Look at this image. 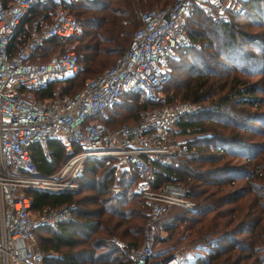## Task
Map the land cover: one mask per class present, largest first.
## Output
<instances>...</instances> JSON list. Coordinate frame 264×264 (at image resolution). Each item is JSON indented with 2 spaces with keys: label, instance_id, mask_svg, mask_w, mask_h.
<instances>
[{
  "label": "trees",
  "instance_id": "obj_1",
  "mask_svg": "<svg viewBox=\"0 0 264 264\" xmlns=\"http://www.w3.org/2000/svg\"><path fill=\"white\" fill-rule=\"evenodd\" d=\"M162 1L168 0H70L63 5L70 14L92 13L81 34L66 40H49L37 55L46 60L77 36L75 53L83 65L79 74H96L101 66H94L95 63L120 55L124 43L139 26L140 14L150 8L139 10ZM238 4L240 10L230 14L229 22L217 25L221 33L212 32L202 40L194 64L187 62L192 59L189 49L180 53L178 62L185 56L188 59L183 64L190 63L186 66L189 78L177 80L170 75L161 87L168 103L175 102V96L179 95L181 101L193 104L194 109L179 117L171 132L174 140L187 139V150L172 157L170 163L155 160L157 182L182 184L197 207L191 211L172 207L157 221L156 227L166 217L157 228L163 235L157 234L155 239L156 246L165 244L166 249L157 252L154 248L155 263L167 259L186 241L194 245L195 255L188 261L179 260L178 264H264V0H239ZM46 9L53 10L54 6L31 9L22 24H28ZM199 9L194 7L191 12ZM236 18H240L238 22L247 19L252 28L259 30L251 33L241 28L238 22L234 23ZM247 48L253 51L249 50V54ZM71 78L64 79L69 86L74 84ZM53 85L38 92L37 97H52ZM135 93L129 94L132 100L126 108L132 116L123 114L118 123L109 119L110 127L128 119L129 123L135 122L142 111L155 106L141 93ZM125 97L111 110L110 118L121 109ZM140 97L142 101L137 102ZM48 145L50 164L45 162L39 146H32L40 174L55 171L66 158L59 142L49 140ZM107 158L112 160V157L87 160L79 185L83 174L97 178V171ZM111 172L109 167L106 173L109 175L103 176L102 181L88 183L86 189L95 194L81 198L77 192L26 190L33 212L75 205L70 220L35 228L44 264H128V249L141 243L149 207L138 193L129 190L131 182L121 184L124 193L113 196L108 191ZM112 237L124 243V247L119 248L111 241Z\"/></svg>",
  "mask_w": 264,
  "mask_h": 264
},
{
  "label": "built area",
  "instance_id": "obj_2",
  "mask_svg": "<svg viewBox=\"0 0 264 264\" xmlns=\"http://www.w3.org/2000/svg\"><path fill=\"white\" fill-rule=\"evenodd\" d=\"M69 1L0 0V264H44L35 228L70 220L75 206L33 212L26 190L76 192L85 162L99 157L135 169L137 193L149 207L142 241L128 249V264H161L152 262L157 221L172 207H197L182 184L157 182L155 160L166 164L187 150V139L174 140L171 132L174 122L194 109L187 101L168 103L161 87L170 77L168 64L192 45L183 19L194 7L207 9L224 1L237 8L239 0H173L147 9L125 52L109 68L72 95L40 99L38 92L83 70L71 49L43 61L37 55L45 42L79 33V21L63 7ZM51 5L53 10L22 24L31 9ZM135 92L155 106L142 111L135 122L110 127L111 110ZM49 140L59 142L66 158L55 171L40 174L32 146L38 145L50 164ZM121 191L113 188L111 194L119 196ZM114 243L122 246L118 240ZM167 259L165 264H178L176 252Z\"/></svg>",
  "mask_w": 264,
  "mask_h": 264
},
{
  "label": "rangeland",
  "instance_id": "obj_3",
  "mask_svg": "<svg viewBox=\"0 0 264 264\" xmlns=\"http://www.w3.org/2000/svg\"><path fill=\"white\" fill-rule=\"evenodd\" d=\"M86 2H88L89 0H85ZM164 3H160V4H154L151 6H147V7H143L141 8L139 11H142L144 9L147 8H157L160 6H166L169 5L171 2H173V0H168L166 3L165 1H162ZM200 8L199 10H194L193 12H190L186 18L183 19V24H184V29L186 30L187 34L190 36H192L193 40L191 39V46L188 48L189 51L192 55V59L189 58L190 60L187 62H191L194 64L196 62V60L194 59L195 54L200 50V47L202 46V40H204L206 37L211 36L212 32H215V34L219 35L221 33L220 28L217 27V25L221 24L222 21L228 20L229 22V16L232 12H237L236 10L239 9V6L236 8L228 6V3L226 2H220L217 5L214 6H209L207 7V9H202ZM240 10V9H239ZM73 13V12H72ZM75 15V17L80 21V31L77 34V36H79L82 32V28L84 23H86V20L88 18V16H90L92 13L89 12H82L80 14H76L73 13ZM71 14V15H73ZM99 16V13H97ZM240 18H236L234 23L237 24V22L239 21ZM239 25H241V28H245L247 29L249 32L254 33L256 31H258V28H252L250 22L247 19H242L240 22H238ZM238 26V25H237ZM215 27V31H212V29H214ZM240 28V27H239ZM132 31L134 30V28L131 29ZM75 36V38L77 37ZM75 38L71 39L69 42H66L65 44H62L59 48L60 50L63 49H71L73 51H75V46L77 44V41L75 40ZM131 38L130 37L127 39V42L124 43V48L122 50V52L120 53V55H115V56H111L110 58H108L107 62H101V63H95L94 66H101V68L99 69V71L96 73L98 74L99 72L103 71L104 69L109 68L114 61L116 60V58L119 56H121L123 54V52H125L126 48L128 47V43L129 40ZM250 51H253L250 48H247L248 53L250 54ZM187 57H183V59L181 60V62L177 61L178 63H172V64H168V71L170 72V75L177 80H184L186 78H189L190 74L187 75V69L186 66H188L187 63L186 65L183 64V62L185 60H187ZM185 66V67H184ZM96 74H89V73H83V74H77L75 76H73L71 79H74V84L69 86L67 83L62 82V83H58L53 85V96L57 95V94H71L74 93L75 91L79 90L82 85L89 79H91L94 75ZM170 78V77H169ZM168 78V79H169ZM172 78V79H173ZM183 78V79H181ZM161 92H163L161 90ZM164 93V92H163ZM165 94V93H164ZM131 96H127L125 97V101L124 104L122 105L123 107H125V109L121 106V111L124 112L119 113L121 116H124L123 114H127L126 116H132L131 112H127V104L131 102L132 98H130ZM180 96L176 95L175 96V101H181L180 100ZM134 100V98H133ZM138 101H142V98L140 97ZM131 120H124L123 124H127L129 123ZM187 138H192L191 137H187ZM173 159V158H172ZM169 161V163L171 162V160ZM109 167H112V172L110 174H112L110 176V181L108 184V191L111 193V189L113 188H120L122 191L120 194H122V192L124 193V187L121 186V184L124 185H128L130 182L131 184L129 185V190L131 192H136V184L138 182V177L135 171H133L131 168H127L125 167V164L123 162L118 161L115 158H112V160H106V162H104V165H102V167L97 171V178L94 177H90L87 174H83V176L81 177V185H79L78 190L76 191L79 194V197H84V196H88V195H94L95 191L93 190H88L86 189V185L88 183H92L94 184V182L96 184H98L100 181H102L103 176L107 177L109 174L107 173V170ZM85 182V183H84ZM79 183V182H78ZM166 220V217H164L161 222L158 224L159 225ZM160 230L158 229L157 234H159ZM160 235V234H159ZM163 235V234H161ZM140 239V237H138ZM194 245L191 244H187V242H182L178 248H176L174 251H172L170 254L172 253H177V256L180 260V262H182V260H191L192 257L195 255V251L192 250ZM156 251L159 252L160 250L166 249V245L165 244H157V246L155 247ZM179 263V261H178Z\"/></svg>",
  "mask_w": 264,
  "mask_h": 264
},
{
  "label": "crops",
  "instance_id": "obj_4",
  "mask_svg": "<svg viewBox=\"0 0 264 264\" xmlns=\"http://www.w3.org/2000/svg\"><path fill=\"white\" fill-rule=\"evenodd\" d=\"M35 14H36V13H35ZM188 48H189V47H188ZM188 48H187V49H188ZM130 95H136V93H134V94H130ZM130 95H126V97H127V96H130ZM130 98H131V97H130ZM119 113H120V110L117 109V110L114 112L112 118H110V121L112 120L114 123H115V122L118 123V122H119V116H121ZM111 123H112V122H111ZM112 124H113V123H112ZM118 125H120V124H117V126H118ZM73 205H74V204H73ZM74 206H75V205H74ZM157 231H158V229H157ZM159 234H163V233H162V232H159ZM114 240H118V241L120 242V244L122 245V246H119V245L116 244L119 248L122 249V248L124 247L125 244L122 243L119 239H117L116 237H112V238H111V241L114 242ZM141 241H142V236H141ZM139 245H140V244H139ZM139 245H138V246H139ZM167 258H168V257H167ZM164 260H165V259H164ZM161 261H163V260H161ZM178 261H179V258H178Z\"/></svg>",
  "mask_w": 264,
  "mask_h": 264
},
{
  "label": "water",
  "instance_id": "obj_5",
  "mask_svg": "<svg viewBox=\"0 0 264 264\" xmlns=\"http://www.w3.org/2000/svg\"><path fill=\"white\" fill-rule=\"evenodd\" d=\"M168 260H169V259H165V260H163L161 264H165Z\"/></svg>",
  "mask_w": 264,
  "mask_h": 264
}]
</instances>
